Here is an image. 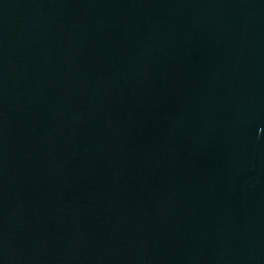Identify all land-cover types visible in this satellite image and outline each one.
Masks as SVG:
<instances>
[{"label": "water", "instance_id": "95a60500", "mask_svg": "<svg viewBox=\"0 0 264 264\" xmlns=\"http://www.w3.org/2000/svg\"><path fill=\"white\" fill-rule=\"evenodd\" d=\"M0 264H264V0H0Z\"/></svg>", "mask_w": 264, "mask_h": 264}]
</instances>
